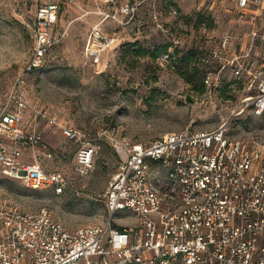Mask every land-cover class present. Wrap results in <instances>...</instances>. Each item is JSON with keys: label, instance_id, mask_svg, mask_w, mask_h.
<instances>
[{"label": "built area", "instance_id": "2783aa9c", "mask_svg": "<svg viewBox=\"0 0 264 264\" xmlns=\"http://www.w3.org/2000/svg\"><path fill=\"white\" fill-rule=\"evenodd\" d=\"M98 6L102 18L88 34L85 59L93 67L103 65L107 53L119 46L105 23L126 27L138 16L145 1L131 4L118 0H85ZM221 3L222 0H215ZM236 9L253 15L264 10V0H235ZM203 6V5H202ZM197 8L198 11L201 7ZM208 5L209 11H214ZM59 7L40 6L34 22V48L25 74L40 73L51 50L63 36L55 33ZM181 29L179 12L171 10ZM157 28L173 37L169 51L158 58L160 66L176 71L175 50L182 36L166 30L154 10ZM214 39L207 63L216 64L203 80L206 90L216 91L225 75L247 93L243 110L264 113V33L253 29L234 37ZM8 104L0 112V175L20 181L30 190L52 189L61 195L67 180L61 172L48 171L39 155L52 158L39 133L40 119L48 110L28 98L24 76L14 82ZM75 146L74 170L88 174L102 149L103 135L118 158L103 198L106 220L97 225L68 229L43 208L35 213L0 194V264H264V147L231 140L222 124L213 131L183 130L151 142L103 134L92 138L83 130L61 126Z\"/></svg>", "mask_w": 264, "mask_h": 264}, {"label": "rangeland", "instance_id": "374dc122", "mask_svg": "<svg viewBox=\"0 0 264 264\" xmlns=\"http://www.w3.org/2000/svg\"><path fill=\"white\" fill-rule=\"evenodd\" d=\"M118 1L145 2L128 26L105 23V32L120 36L119 46L96 68L85 59L84 47L102 19L97 5L85 0H0V112L8 104L14 82L24 76L29 100L48 110L51 118L40 119L38 130L53 157L39 155V162L67 180L66 189L57 195L50 188L30 190L0 175V194L24 212L51 210L53 219L70 230L101 224L107 218L103 195L117 171L118 158L103 134L151 142L183 130L208 132L226 124L231 140L264 147V113L257 115L250 107L240 114L247 93L231 71L216 91L202 85L209 69L217 67L207 63L214 39L205 37L202 24L215 38L225 33L238 38L253 29L264 33V10L252 20L253 15L237 11L235 0H173L172 5L166 0ZM49 3L59 7L55 33L63 39L51 50L42 72L25 74L34 48L36 13ZM209 3L215 13L207 9ZM172 9L179 12L181 29ZM154 10L166 30L182 36V44L174 51L178 52L174 72L158 61L172 48L173 37L157 28ZM258 51L264 54V47ZM61 126L75 127L96 139L103 135L102 149L88 174L74 170L75 146Z\"/></svg>", "mask_w": 264, "mask_h": 264}, {"label": "trees", "instance_id": "16d2710c", "mask_svg": "<svg viewBox=\"0 0 264 264\" xmlns=\"http://www.w3.org/2000/svg\"><path fill=\"white\" fill-rule=\"evenodd\" d=\"M166 1H168L171 5H172V2H173V0H166ZM199 19V18H198ZM201 19V18H200ZM201 22V21H200ZM177 52V51H176ZM178 53V52H177ZM177 53L174 55L175 56V63H176V55H177ZM156 55L157 54H155V57H156ZM159 58V57H158ZM203 83V82H202ZM203 85V84H202Z\"/></svg>", "mask_w": 264, "mask_h": 264}, {"label": "crops", "instance_id": "0c3cea01", "mask_svg": "<svg viewBox=\"0 0 264 264\" xmlns=\"http://www.w3.org/2000/svg\"><path fill=\"white\" fill-rule=\"evenodd\" d=\"M191 13V10L185 11V15H189ZM170 20V18H168Z\"/></svg>", "mask_w": 264, "mask_h": 264}]
</instances>
